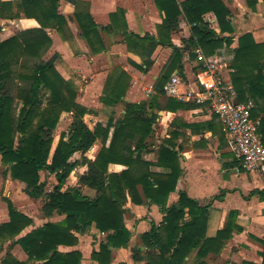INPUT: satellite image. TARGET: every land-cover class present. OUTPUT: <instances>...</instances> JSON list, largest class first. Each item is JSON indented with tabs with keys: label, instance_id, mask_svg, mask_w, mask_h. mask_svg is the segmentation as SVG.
<instances>
[{
	"label": "trees",
	"instance_id": "1",
	"mask_svg": "<svg viewBox=\"0 0 264 264\" xmlns=\"http://www.w3.org/2000/svg\"><path fill=\"white\" fill-rule=\"evenodd\" d=\"M60 1L0 0V22L23 16L39 25L38 29L0 39V165L4 175L24 185L27 197L44 200L41 212L46 218L54 214L64 216L60 222L46 223L15 241L28 256V262L20 263L7 255L1 264H80L79 253H60L58 247L76 245L74 233L82 234L91 226L107 233L106 242L92 253V260L109 264L112 249L127 247L131 237L124 223L127 202L136 206L150 203L163 214L159 225L151 223L149 231L140 236L146 248L143 255L146 264H183L193 251L199 260L208 253L220 254L232 232L238 230L233 226L235 213L228 214L224 227L215 237L206 238L208 206H200L185 192H179L177 203L167 207L168 197L175 192L181 174L175 149L165 141L157 150L156 163L146 162L142 156L152 136L156 118L152 112L158 109L159 99L165 97L163 86L174 72L183 77V52L173 48L171 42L180 19L190 26L191 34L185 42L192 49L200 50L207 58L223 49L229 52L230 79L236 99L239 103L251 102V117L258 119V133L264 146V43H256L251 34H244L237 39V46L230 48L233 44L227 5L230 0H153L161 17L156 37H140L129 32L124 10L117 9L109 15L111 29L122 38L128 52L140 57L142 65H135L138 69L146 72L153 63L152 57L162 48H173V52L154 82L153 95L147 102L124 103L130 78L123 70L114 69L104 85L100 102L107 107L123 103L124 114L115 124L109 119L105 125L97 123L90 130L83 120L90 110L76 103L74 83L62 78L53 59H42L52 44L45 30H54L65 39L67 19L58 13ZM66 1L74 6L71 20L77 24L90 52L93 55L103 52L100 28L89 14L88 4ZM245 1L253 11L257 0ZM209 14L218 33L204 19ZM189 56L195 58L193 53ZM183 106L167 98L165 108L176 111ZM63 113L71 114V123L59 135L52 150L53 133ZM96 143L100 144L99 150L94 160L88 161L84 154ZM75 154L80 155L79 160H72ZM109 164L126 169L109 173ZM79 165H86L87 171L78 177L77 186L66 187L70 174ZM152 168H162L165 172H153ZM41 172L56 181L50 191H46L45 183L40 180ZM82 188L94 191L95 196L83 195ZM253 194L264 203V190ZM7 211L8 222L0 224V247L32 225V220L17 211L10 201ZM260 244L264 249V241ZM135 255L133 259L138 260Z\"/></svg>",
	"mask_w": 264,
	"mask_h": 264
},
{
	"label": "crops",
	"instance_id": "2",
	"mask_svg": "<svg viewBox=\"0 0 264 264\" xmlns=\"http://www.w3.org/2000/svg\"><path fill=\"white\" fill-rule=\"evenodd\" d=\"M2 1L15 3L19 0ZM78 1L88 4L89 14L94 23L100 28L99 33L104 51L97 55H93L90 52L85 40L80 36L77 24L71 20L74 6L66 0H61L58 13L67 19L65 39L54 30H45L52 44L44 60L53 59L55 69L67 81L72 80L70 76L73 74L79 79H88V81H84L85 85L79 90L82 92V96L76 98V103L90 111L94 110V113L87 114L93 120L92 126H87L90 130L97 123L105 125L109 119H112L115 124L124 114L123 103L107 107L100 102L104 85L109 74L114 69L123 70L130 78L129 86L123 99L124 103L138 104L149 100L150 96L153 95V84L170 59L173 48L180 49L183 52V77L178 76L182 89L190 88L197 82V76L201 69L197 59H190V53L195 54V50L185 42L189 39L191 31L190 26L183 19H180L177 32L171 35V42L174 47H165L157 51V53H166L161 65L159 66L155 63L156 59L153 56L151 66L146 72H142L135 66L142 65L140 57L128 52L122 38L113 33L109 15L116 12L117 9L124 10L128 31L140 37H156V29L161 24V18L158 17V22L151 31L142 32L138 26L144 27V23L139 24L136 22L131 24L130 22V18L146 19L143 12H138L142 7L140 0H138L140 2L137 0ZM151 3V7H148L146 13L152 17L158 16L159 12L153 0H151ZM137 5L138 7H136ZM227 5L231 12L230 21L233 27V44L230 48H235L237 39L244 34H251L256 43H264V0H257L253 11L247 7L245 0H230ZM231 8H233V11ZM206 17L208 22L213 24L212 29L218 33L215 20H211L213 16L209 14ZM0 23L10 24L8 28H3L1 25V40L7 39L20 31L39 28L35 20L26 19L23 16L15 20L4 19ZM177 33L182 34L179 41L174 37ZM114 54H119L120 60L127 58L130 60L127 64L120 67L114 66L111 70L108 69L107 63H98V60L103 58V56ZM212 58L220 63L223 76L231 83L230 76L232 71L228 69L231 56L227 64L223 62L221 55ZM175 75L177 76L176 72L172 76ZM141 78H146L150 81L149 90L144 94L140 92L143 84ZM167 98L166 96L160 98L158 109L156 108L152 112L156 115L152 127V136L147 140V152L142 156L144 161L156 163L157 150L165 141H168L169 145L177 153L181 174L178 178L175 192L168 197L167 207L177 203L179 192H185L190 199L197 201L200 206L209 207L205 231L206 238L215 237L217 232L224 227L228 214L232 212L235 213L233 226L238 229L232 232L231 238L226 242L220 254L208 253L199 260L196 256V251H193L185 258L183 264H198L200 262L203 264H264V249L260 244V241H264V203L260 201L257 195L253 194L255 191L264 190L263 183L258 179L257 175L246 172L240 166L239 161L231 151L226 135L222 131V124L216 116L206 108L193 103H182L184 104L182 108L170 111L165 108ZM244 104L252 106L251 102ZM117 108H120V114L114 119L113 111ZM102 112L109 114V117L104 119ZM111 133L112 130L110 136ZM98 150V146L95 144L84 154V157L88 161H93ZM77 169H80L79 177L87 171V166L79 165L73 172ZM107 169L109 173H118L125 170L126 167L109 164ZM152 171L165 172L162 168H152ZM23 190L22 193L25 195ZM87 190L92 191L90 189ZM83 195L93 198L95 192L92 197L87 194ZM218 196L220 197L219 199L216 198ZM25 197L27 196L25 195ZM27 198L30 199L29 197ZM19 210L18 208L17 211ZM124 210V223L131 237L127 247L112 249L109 264H146L143 259L146 248L142 245L140 236L149 231L151 223L159 225L162 222L163 214L158 206L150 203L136 206L127 202ZM20 213L32 220L25 212ZM63 218L64 216L55 214L47 218L43 215V220H41L39 225H35L32 220V225L25 228L15 240L8 241L0 247V264L7 255H11L20 263L28 262V256L15 241L46 223H58ZM6 222H8V211L6 219L0 224ZM74 236L77 238L76 245L59 246L58 251L64 254L79 253L81 256L80 264H98L92 260V253L98 251L100 244L106 242L107 233H100L94 226H91L82 234L74 233ZM134 254L140 260H134Z\"/></svg>",
	"mask_w": 264,
	"mask_h": 264
},
{
	"label": "built area",
	"instance_id": "3",
	"mask_svg": "<svg viewBox=\"0 0 264 264\" xmlns=\"http://www.w3.org/2000/svg\"><path fill=\"white\" fill-rule=\"evenodd\" d=\"M196 59L201 69L197 82L182 89L179 77L172 76L163 86L164 95L180 103L204 107L216 116L240 166L257 175L264 185V146L258 133L259 122L251 117L250 104L237 101L232 84L223 76L217 60L200 52Z\"/></svg>",
	"mask_w": 264,
	"mask_h": 264
},
{
	"label": "rangeland",
	"instance_id": "4",
	"mask_svg": "<svg viewBox=\"0 0 264 264\" xmlns=\"http://www.w3.org/2000/svg\"><path fill=\"white\" fill-rule=\"evenodd\" d=\"M140 1H141L142 7L139 9L138 12H141V13L143 12V14L146 16V19L143 20V19H140L138 17L135 19L130 18V22H131V24H134L136 22H138L139 24L144 23V27L138 26L140 28V30L142 32L151 31L153 26H155L156 23L158 22V17L159 18H161V17H160V15L152 17L150 14L146 13V11H148V7H151V4H152L151 0H140ZM140 1H138V2H140ZM136 7H138V5ZM231 10L233 11V8H231ZM206 16L204 17V19H206V21L208 22V18ZM212 19H214V18L212 17L211 20ZM208 24L212 28L213 24L209 23V22H208ZM1 25L3 28H8L10 26L9 23H4ZM181 35L182 34L177 33L174 37L177 38L179 41L181 39L180 38ZM47 52H46V54H47ZM197 52H200V50H197V49L195 50V54H194L195 60H196ZM46 54L42 57L43 60L46 59ZM217 55H221L223 58V62L226 64L228 63L230 55L226 49L221 50ZM165 56H166V53H160V52L157 53L156 52L154 55V57L156 59L155 63H157V65L160 66L161 62L163 61ZM208 58L213 59L212 57H208ZM129 60L130 59H128V58L120 60L119 54H114V55L103 56V58H100L98 60V63H100V64L107 63L108 69L111 70V68H113L114 66L120 67L121 65L127 64ZM228 69L230 71H232V69H230L229 65H228ZM70 77L72 79L71 81L74 83V85L77 89V98L81 97L82 92L79 90L85 85L84 81H88V79L87 80L79 79V78H77V76L75 74L71 75ZM141 80H142L143 84L140 88L141 89L140 92H141V94H144V93H147V90H149L148 86H149L150 81H148L146 78L145 79L141 78ZM91 111H90V113H94V110L92 112ZM119 114H120V108H117L116 110L113 111V118L116 119ZM102 117L105 119V117L106 118L109 117V114L102 112ZM83 120L88 127L92 126L93 120H91L88 115H85ZM70 123H71L70 113L61 114L59 122L57 124V127L53 133L52 150L56 146L59 135L68 129ZM96 145L98 146V149H99V143H96ZM79 158H80L79 154H76L72 157V160H76ZM79 171H80V169H77L75 172L70 174V176L66 182V187L77 186ZM40 180L45 183L46 191H50L56 183L54 177L46 174L45 172L40 173ZM23 187H24V185L22 183H19L17 181H12L8 174L4 175V168H2L0 165V222L4 221L6 219L7 201H11L13 203L12 205L15 207V209L17 210L19 208L20 212H25L28 216H30L32 218L33 222H35V225L41 224V220H43V215L41 212V207L43 205V199L42 198H40L38 200L28 199L22 193ZM82 193L87 194L90 197H92L94 195V192H92V191L90 192L89 190L84 189V188H82Z\"/></svg>",
	"mask_w": 264,
	"mask_h": 264
},
{
	"label": "water",
	"instance_id": "5",
	"mask_svg": "<svg viewBox=\"0 0 264 264\" xmlns=\"http://www.w3.org/2000/svg\"><path fill=\"white\" fill-rule=\"evenodd\" d=\"M234 102L236 103V100Z\"/></svg>",
	"mask_w": 264,
	"mask_h": 264
}]
</instances>
